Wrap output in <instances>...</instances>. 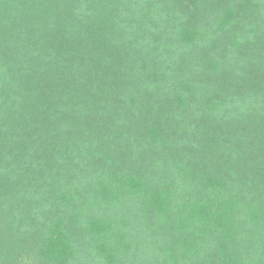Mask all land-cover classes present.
Listing matches in <instances>:
<instances>
[{
  "label": "trees",
  "instance_id": "16d2710c",
  "mask_svg": "<svg viewBox=\"0 0 264 264\" xmlns=\"http://www.w3.org/2000/svg\"><path fill=\"white\" fill-rule=\"evenodd\" d=\"M0 264H264V0H0Z\"/></svg>",
  "mask_w": 264,
  "mask_h": 264
}]
</instances>
